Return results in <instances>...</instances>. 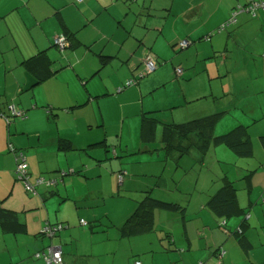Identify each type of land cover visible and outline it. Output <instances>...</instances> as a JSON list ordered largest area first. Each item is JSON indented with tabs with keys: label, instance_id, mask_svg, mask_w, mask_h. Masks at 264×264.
Masks as SVG:
<instances>
[{
	"label": "crops",
	"instance_id": "0c3cea01",
	"mask_svg": "<svg viewBox=\"0 0 264 264\" xmlns=\"http://www.w3.org/2000/svg\"><path fill=\"white\" fill-rule=\"evenodd\" d=\"M248 2L0 0V212L9 214L0 216V264H48L36 254L51 246H61L64 264H150L130 259L136 254L152 259L153 250L147 248L132 246L120 256L121 245L138 237L122 235L121 226L148 191L154 196L156 189H172L164 175L168 168L178 169L184 156L197 159L200 174L207 168V152L192 149L179 156L164 149V124L220 111L226 112L213 135L244 125L253 153L242 156L224 143L215 144L216 151L224 147L241 157L257 156L262 167L237 165L238 174H247L238 179L225 174L220 184L215 181L214 188L203 190V199L186 204L167 200L187 212L196 210L194 217L187 213L181 221L188 247L169 264L264 263V114L247 123L239 111L232 113V107L239 108L236 101L249 100L255 83H264V8L252 15L243 10ZM234 14L236 21L228 24ZM60 36L68 42L64 47L55 42ZM183 40L189 41L184 48ZM148 54L158 67L140 77ZM177 68L183 70L180 75ZM132 78L138 81L128 84ZM10 106L24 116H13ZM145 117L157 119L154 142L143 139ZM224 123L238 125L216 133ZM63 142L70 147L61 148ZM21 154L28 163L27 182L18 177ZM171 160L175 167L169 166ZM215 162L221 168L222 161ZM225 177L247 214L222 218L209 209L208 201ZM199 180L200 175L194 187ZM240 180L246 185L243 196ZM255 205H262L261 211ZM113 213L120 214L119 223ZM245 218L243 233L252 243L247 250L232 232ZM81 219L90 224L86 230ZM194 221L198 227L190 229ZM224 221L228 231L222 232L227 233L222 241L214 226L222 231ZM47 224L65 229L45 240L41 232ZM117 225L118 237L112 239L110 229ZM85 232L91 239L82 242ZM166 237L176 243L172 233ZM164 250L160 254L167 259L177 258Z\"/></svg>",
	"mask_w": 264,
	"mask_h": 264
},
{
	"label": "rangeland",
	"instance_id": "374dc122",
	"mask_svg": "<svg viewBox=\"0 0 264 264\" xmlns=\"http://www.w3.org/2000/svg\"><path fill=\"white\" fill-rule=\"evenodd\" d=\"M256 70L258 71L259 68L256 67ZM149 76V75H148ZM259 90H264V83L263 82H257L254 84V88H250L248 90L249 93V100H239L236 101L237 104H239V108H235L232 107V110H234V112H238L239 111V116L242 118L241 121H245L247 123L252 122V119L256 118V119H260L262 114H264V92H261L262 94H255L253 95V91H259ZM237 107V106H236ZM235 109H237L235 111ZM245 113L247 115H241V113ZM264 117V116H263ZM228 118L231 119V121L233 122L234 119L231 116H228ZM238 118V116H237ZM237 123H235L234 125H236ZM233 124L232 126H230V124L226 123L219 125L218 130L216 131V133L220 134L221 131H228L229 129H232L233 127H235ZM238 125V124H237ZM225 126V127H224ZM261 125L258 126V128H260ZM258 142V140H257ZM259 146H260V142ZM257 143V144H258ZM194 152V154H193ZM191 155H197L199 156L196 151H193ZM207 157H206V166L203 169V171L201 172V174L199 173V169L202 168V165L197 161V159H193L194 157H191L190 155H186L184 156V158L181 160V162L179 163V168L177 169L176 164L172 161L169 163V166H173L174 164V170L169 171V168L166 170V173L164 175L165 178V182L168 183L169 188H172L170 190H165L161 187V189H156L154 192V196L159 195L160 196H156L159 197L161 199H166V200H172V201H179L180 203H189L192 199L194 198H201L203 199V190H209L211 188H214V182L217 181L218 184L221 183V178L225 175L228 174L229 177H233V178H237L244 176L245 174H247V171L243 170L241 174H238V170L240 171V169H238V166H242V165H246L249 166L250 169H253L255 167H259L262 163V160L260 161L257 156H249V157H241L239 155H236L233 151H231L230 149L227 148H218V151H216V147L215 145H213L210 149L207 150ZM133 157V156H132ZM216 159H220L222 161L221 164V168H219L220 166H217L215 163ZM239 160H243V161H239ZM170 161V160H169ZM237 161V162H236ZM246 166H244V168H247ZM262 167V166H260ZM210 171V172H209ZM199 175H200V180L198 182V186H195V182L197 181V179H199ZM208 175L212 176V178L208 177ZM173 177V179H172ZM146 179V178H145ZM155 181V180H154ZM175 181L177 183L176 186H173L171 182ZM238 183V187H239V193L242 195V192H245V182L240 180L237 182ZM137 188H140L141 190H149L148 188H145L144 184H138ZM176 188L178 190H176ZM174 189V190H173ZM165 190V191H163ZM167 191V192H166ZM246 194V193H245ZM141 195H144L143 193ZM142 196H140L141 198ZM246 198V196H245ZM142 199V198H141ZM140 199V200H141ZM244 199V198H243ZM247 199V198H246ZM246 201V200H245ZM262 204V203H259ZM256 206V205H255ZM254 206V207H255ZM260 206L262 205H257V211H261ZM196 212V210H190L189 212H187V210H181V211H171L168 212V210H160L158 209L156 212L157 218H156V223L154 226V230L152 232H148V233H144V234H138V237H135V239H131L130 241H128L127 243L122 246L121 251H118L121 255L124 254H129L128 252V248L130 247H136L137 249L141 250V251H147L146 248L148 249V253H151L150 250L152 251V255L151 258H145L144 255H132L133 258L130 257V259L134 262L135 259H139V261L141 260L143 263H150V264H169L172 261H175V263L178 261V256H182L183 252L187 249L188 244L185 243L184 239H183V225L182 222L183 219L186 217H188L187 213H191L190 218L194 217L193 213ZM116 214L113 213V218L115 219V221L117 223L120 222V214H118L117 216H115ZM130 215V214H129ZM188 219V220H189ZM79 221V218H78ZM189 222L190 225V229L192 228V226H196L198 227V224L196 221ZM211 226H214V224L209 223ZM83 229H87L90 227V224H83L81 225ZM120 228V225H117L116 227L111 228V238L113 239V237H118V230ZM202 229V228H201ZM214 229L216 231V233L220 232L222 235H220V237L217 238H221L224 239L222 241L227 240V233H222L223 231L226 232L224 229H222V231L219 230V227L214 226ZM196 230V229H195ZM207 232H205L206 236L210 235V232L208 230H206ZM62 232V231H61ZM166 232H170L174 235L175 239H176V243L171 242V239H169L168 237H166ZM101 234V233H99ZM84 236V237H83ZM83 236L81 237L82 242L91 239V234L89 233H84ZM198 236V235H196ZM222 236V237H221ZM46 238L45 240H49L50 241V237L46 236L44 237ZM202 241L204 242V240L202 239ZM229 241V240H228ZM227 241V242H228ZM226 242V243H227ZM226 245V244H225ZM224 245V246H225ZM183 249V251L178 250V248ZM164 248L169 249L170 252L169 253H164V254H175V256H177L176 259H167V257H165L166 255H162L160 254V252L165 251ZM228 248V247H227ZM104 250V249H103ZM156 251V253H154ZM105 257V256H103ZM144 257V258H143ZM28 261V260H27ZM38 261V260H36ZM27 263H30L27 262ZM21 264V263H18ZM107 264H110L109 262Z\"/></svg>",
	"mask_w": 264,
	"mask_h": 264
},
{
	"label": "trees",
	"instance_id": "16d2710c",
	"mask_svg": "<svg viewBox=\"0 0 264 264\" xmlns=\"http://www.w3.org/2000/svg\"><path fill=\"white\" fill-rule=\"evenodd\" d=\"M225 112L226 111L212 113L189 120L183 124H164L161 140L165 145L164 149L169 153L174 151L175 154L179 156L190 154L192 149H198L201 154L205 155L211 145L224 143L242 156L251 155L253 153L252 141L246 126L238 125L226 134L213 135L212 132L214 126L222 118ZM143 123L142 136L144 141L147 143L154 142L156 139L157 119L145 117ZM69 147V142H63L61 145V148ZM120 176H122V174H120L119 177ZM224 179L226 183L208 201L209 209L218 217L222 218L235 216L241 212L244 214V208L236 203V189L233 186V182L227 180L226 177ZM156 209L183 211L180 204L158 199L152 196L151 192L148 191V193L139 201L136 209L121 226L120 231L122 235L131 236L145 232H152L155 226L154 213ZM245 214H247V212ZM8 215V213L5 214L0 212L1 217H6ZM247 225L248 220L245 218L242 224L235 231H232L246 250L252 246L249 238L243 233V227ZM219 226L222 229L227 230L226 221L221 222ZM64 229L65 226H63V228L57 233ZM218 254L219 256H223L224 252Z\"/></svg>",
	"mask_w": 264,
	"mask_h": 264
},
{
	"label": "built area",
	"instance_id": "2783aa9c",
	"mask_svg": "<svg viewBox=\"0 0 264 264\" xmlns=\"http://www.w3.org/2000/svg\"><path fill=\"white\" fill-rule=\"evenodd\" d=\"M82 1V0H79ZM243 8V7H241ZM260 8H264V1L262 0H249L248 4L243 8V10H247L249 11L252 15H256L257 10ZM236 14H234V16L232 17V19L228 22H235L236 21ZM226 24L223 26L225 27ZM55 42L60 46V47H64L65 45H67V40L64 36H60L57 37ZM189 44L188 40H183L180 45L181 47H186ZM158 67V63L157 60L155 59L154 56H152L151 54H148L145 60V72L141 74L140 77H142L144 74H150L153 71H155ZM177 74L180 75L182 73V68H177ZM138 79H131L129 80L128 84L131 83H135L137 82ZM10 110H11V114L13 116H24L23 111L21 110H17L14 106H10ZM7 119H9L8 116H6ZM21 162L18 165V177L20 179H23L25 182L28 181V177H27V170H28V163L25 160V157L23 156V154H21ZM120 178H122V176H120ZM38 183L43 182V180L40 178L37 180ZM28 187L31 188L32 186L28 184ZM81 223L82 224H87L88 222L85 219H81ZM63 228L62 224H58V225H51V224H47L46 226H44V228L42 229V234L45 236H49V237H53L57 234V232L59 230H61ZM36 257L38 258H44L46 260V262L48 264H64V257H63V251L61 246H51L49 247L48 251L46 252H38L36 254Z\"/></svg>",
	"mask_w": 264,
	"mask_h": 264
}]
</instances>
